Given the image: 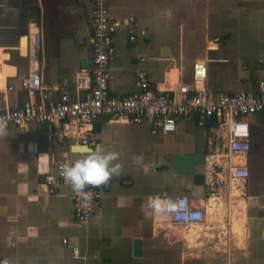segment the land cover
Returning <instances> with one entry per match:
<instances>
[{
    "label": "crops",
    "instance_id": "crops-1",
    "mask_svg": "<svg viewBox=\"0 0 264 264\" xmlns=\"http://www.w3.org/2000/svg\"><path fill=\"white\" fill-rule=\"evenodd\" d=\"M107 6L110 17L133 19L136 36L130 41L125 28L113 36L108 87L114 95L134 90L137 69L154 89L176 94L180 85L190 83L198 60L207 65L211 92H254L264 82V0H107ZM23 7L28 8L27 33L20 26ZM93 15L92 0H0V110L17 108L27 98L22 81L32 70L26 53L36 30L42 36L43 89L35 102L57 99L60 87H68L73 98L89 93L76 90L74 79L91 72ZM243 119L250 149L230 156L227 129L215 118L202 125L196 116L180 120L165 135L107 115L92 124H62L73 159L83 158L96 144L120 154L122 176L97 188L101 197L85 224L75 220L67 187L50 191L44 183L61 158L55 126L9 127L8 136L0 138V260L264 264V112ZM77 145L85 148L72 151ZM177 154H204V163H194L191 173L176 171ZM235 164L247 166L245 180L228 178V167ZM156 195H186L205 210L204 221L185 229L169 217L149 216L142 205ZM213 198L221 207L213 213L223 221L211 217ZM235 222L241 231L234 229ZM135 239L140 240L138 255Z\"/></svg>",
    "mask_w": 264,
    "mask_h": 264
},
{
    "label": "built area",
    "instance_id": "built-area-1",
    "mask_svg": "<svg viewBox=\"0 0 264 264\" xmlns=\"http://www.w3.org/2000/svg\"><path fill=\"white\" fill-rule=\"evenodd\" d=\"M94 15L92 18V68L90 74L79 72L74 79L76 90L88 89L83 98H73L68 87L59 88L57 99H44L35 102L34 97L43 89L40 74V55L42 36L39 30L31 34V44L26 56L32 70L23 79L22 85L27 98L17 108L0 110V116L8 120L9 127H22L30 123H47L55 126L53 134L60 143V160L54 173L44 175V183L53 191L64 185L69 192L75 220L85 224L93 215L94 208L101 197L97 188L85 189V195L77 196L61 176L65 163L75 161L69 156L64 145L65 133L61 125L67 121L78 124H92L100 115L111 119L122 118L132 124L147 125L152 134H168L176 130L178 121L198 118L202 125L215 118L220 126L227 129L228 155L245 154L250 149V130L244 115L264 112V82L261 81L254 92H211L206 85L207 65L204 61H195L192 65L191 81L178 87L176 94L154 89L143 70L135 71L134 90L127 95L117 96L108 87V68L115 55L114 34L125 28L129 40L134 41L135 27L132 18L121 21L110 17L107 0H92ZM8 127V128H9ZM249 175L247 166L235 164L228 167V178L245 180ZM186 198L187 214L169 216L170 221L185 229L194 228L205 219V210L192 204L186 195L174 198ZM197 214V215H193ZM78 253V249L74 248Z\"/></svg>",
    "mask_w": 264,
    "mask_h": 264
},
{
    "label": "clouds",
    "instance_id": "clouds-1",
    "mask_svg": "<svg viewBox=\"0 0 264 264\" xmlns=\"http://www.w3.org/2000/svg\"><path fill=\"white\" fill-rule=\"evenodd\" d=\"M8 127V120L0 116V138L8 136ZM119 155L116 151H108L96 144L87 148L83 158L65 163L61 168V176L75 195L83 196L85 189L107 186L114 177L122 176ZM142 208L148 209L149 216L155 215L160 220L176 214H187L189 211L186 198L174 200L159 195L147 197ZM0 264H8V261L0 260Z\"/></svg>",
    "mask_w": 264,
    "mask_h": 264
},
{
    "label": "water",
    "instance_id": "water-1",
    "mask_svg": "<svg viewBox=\"0 0 264 264\" xmlns=\"http://www.w3.org/2000/svg\"><path fill=\"white\" fill-rule=\"evenodd\" d=\"M27 7L20 9V26L21 31L27 33ZM84 146H75L72 151H80L84 149ZM204 163V154H177L175 156V170L180 172L191 173L194 168V163ZM140 253V240H134V254L138 255Z\"/></svg>",
    "mask_w": 264,
    "mask_h": 264
},
{
    "label": "bare ground",
    "instance_id": "bare-ground-1",
    "mask_svg": "<svg viewBox=\"0 0 264 264\" xmlns=\"http://www.w3.org/2000/svg\"><path fill=\"white\" fill-rule=\"evenodd\" d=\"M127 123V122H126ZM82 151V150H81ZM214 199L215 198H213V199H211V201H212V203H211V205H213L214 206V208L213 209H211L210 210V212L212 213V214H214L213 216H211L212 217V219H218V220H221L220 218H217V216H215V214L216 213H213V212H220L221 211V207L219 206V205H216V203L214 202ZM211 215V214H210ZM217 215V214H216ZM221 221H223V220H221ZM220 221V222H221ZM234 229L236 230V231H241V229L239 228V224H237L236 222H235V224H234ZM195 233V231L192 229V230H190V235H193ZM195 235V234H194ZM188 238H189V236H188ZM191 240V239H190Z\"/></svg>",
    "mask_w": 264,
    "mask_h": 264
}]
</instances>
